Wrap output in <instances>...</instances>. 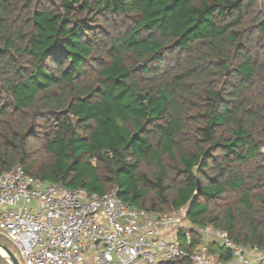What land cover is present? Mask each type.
<instances>
[{
  "label": "trees",
  "instance_id": "16d2710c",
  "mask_svg": "<svg viewBox=\"0 0 264 264\" xmlns=\"http://www.w3.org/2000/svg\"><path fill=\"white\" fill-rule=\"evenodd\" d=\"M263 148L264 1L0 0V174L264 248Z\"/></svg>",
  "mask_w": 264,
  "mask_h": 264
},
{
  "label": "built area",
  "instance_id": "2783aa9c",
  "mask_svg": "<svg viewBox=\"0 0 264 264\" xmlns=\"http://www.w3.org/2000/svg\"><path fill=\"white\" fill-rule=\"evenodd\" d=\"M264 152V148L262 149ZM189 205L157 214L120 200L34 178L20 165L0 174V235L19 264H264V248L187 221ZM199 243L192 252L183 247ZM212 244L227 257L212 251Z\"/></svg>",
  "mask_w": 264,
  "mask_h": 264
},
{
  "label": "water",
  "instance_id": "95a60500",
  "mask_svg": "<svg viewBox=\"0 0 264 264\" xmlns=\"http://www.w3.org/2000/svg\"><path fill=\"white\" fill-rule=\"evenodd\" d=\"M142 68H143V65L140 64V65H138L137 67H135L134 71H141ZM97 90H100V87H98ZM138 98H139L141 101H144V100H145V97H144L143 95H138ZM197 193H198V192H197ZM197 193H196V195H197ZM0 246H1V245H0ZM1 247H3V248L7 251V254H8V255H5V256H4V255H2V254L0 253V258H1L2 260H4V261H5L6 263H8V264H19L18 259L16 258L15 254H14L12 251L8 250V249L5 248L4 246H1Z\"/></svg>",
  "mask_w": 264,
  "mask_h": 264
},
{
  "label": "rangeland",
  "instance_id": "374dc122",
  "mask_svg": "<svg viewBox=\"0 0 264 264\" xmlns=\"http://www.w3.org/2000/svg\"><path fill=\"white\" fill-rule=\"evenodd\" d=\"M261 1H264V0H261ZM0 245L4 246L5 248H7L8 250L14 253L16 252V248L13 246V244L8 239H6L5 237L1 235H0ZM1 246H0V250L4 252L6 255H8L7 251ZM0 264H8V263H6L4 260L0 258Z\"/></svg>",
  "mask_w": 264,
  "mask_h": 264
},
{
  "label": "bare ground",
  "instance_id": "6f19581e",
  "mask_svg": "<svg viewBox=\"0 0 264 264\" xmlns=\"http://www.w3.org/2000/svg\"><path fill=\"white\" fill-rule=\"evenodd\" d=\"M0 253H1L2 255H4V256L6 255V254H5L4 252H2L1 250H0Z\"/></svg>",
  "mask_w": 264,
  "mask_h": 264
}]
</instances>
